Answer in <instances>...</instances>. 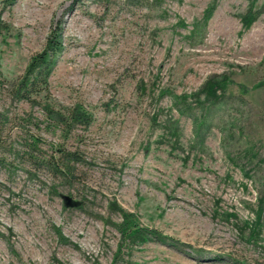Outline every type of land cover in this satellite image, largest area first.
Returning a JSON list of instances; mask_svg holds the SVG:
<instances>
[{"label": "rangeland", "instance_id": "rangeland-1", "mask_svg": "<svg viewBox=\"0 0 264 264\" xmlns=\"http://www.w3.org/2000/svg\"><path fill=\"white\" fill-rule=\"evenodd\" d=\"M0 9V264H264V0ZM56 37L71 133L10 91Z\"/></svg>", "mask_w": 264, "mask_h": 264}, {"label": "trees", "instance_id": "trees-1", "mask_svg": "<svg viewBox=\"0 0 264 264\" xmlns=\"http://www.w3.org/2000/svg\"><path fill=\"white\" fill-rule=\"evenodd\" d=\"M14 1L7 0V4ZM3 14L4 9H0V34L9 31V25L3 19ZM61 50L60 39L56 37L53 40L51 38L45 50L32 58L24 75L13 81L10 91L12 97L18 102L27 103L32 107L43 105L42 109L49 123L71 133L76 128H89L94 119L93 115L80 105L67 112H62L57 110L51 102L49 79L55 66V57ZM31 141L30 146L37 147L43 139L34 136ZM58 152L61 153L58 158L49 160L52 172L56 175L61 173L71 177L73 169L70 164L73 162V158H76V153L66 154L63 149H59ZM64 161H66L65 164Z\"/></svg>", "mask_w": 264, "mask_h": 264}]
</instances>
